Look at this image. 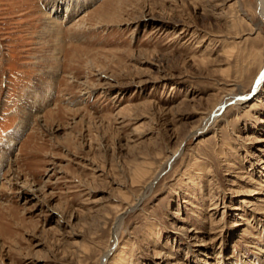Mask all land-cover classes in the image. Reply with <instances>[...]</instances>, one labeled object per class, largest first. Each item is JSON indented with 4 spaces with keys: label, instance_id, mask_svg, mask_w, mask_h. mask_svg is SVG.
<instances>
[{
    "label": "rangeland",
    "instance_id": "1",
    "mask_svg": "<svg viewBox=\"0 0 264 264\" xmlns=\"http://www.w3.org/2000/svg\"><path fill=\"white\" fill-rule=\"evenodd\" d=\"M261 9L0 0V264H264Z\"/></svg>",
    "mask_w": 264,
    "mask_h": 264
},
{
    "label": "bare ground",
    "instance_id": "2",
    "mask_svg": "<svg viewBox=\"0 0 264 264\" xmlns=\"http://www.w3.org/2000/svg\"><path fill=\"white\" fill-rule=\"evenodd\" d=\"M260 1V5L262 6V9H261V12L263 13V21H264V0H259ZM50 25H51V23H49ZM55 26V25H54ZM56 27V26H55ZM261 68H263L261 71H260V74H259V79H258V81L256 82V84H255V86H254V93H257L258 92V88H259V84H260V82L263 80V78H264V62H263V65H262V67ZM238 99H239V97H237ZM242 99H240V101H241ZM238 102V101H237ZM225 103H227V102H225ZM238 103H240V102H238ZM235 104H237V103H235ZM219 111V110H218ZM195 132H197V131H195ZM199 132V131H198ZM195 134V133H194ZM14 144H15V138H12V148H13V146H14ZM11 146V143H9V147ZM179 152V151H178ZM178 152L176 153V151L174 152V154H173V156L171 157V158H169L168 160H167V162H166V165H169L171 162H172V159L174 158V157H176L177 156V154H178ZM1 169V168H0ZM162 173L163 172V168H161V170L159 169V171H158V173ZM160 173V174H161ZM159 174V175H160ZM155 176V175H154ZM158 176H155L154 177V179L155 178H157ZM154 179H153V181H154ZM147 186H146V189H148V191L151 189V185H152V181L149 183V184H146ZM143 195H144V192H143ZM138 201V200H137ZM136 206H137V204H136ZM118 221H121V218H119L118 219ZM117 221V225L116 226H114L115 228H114V231H113V238L115 239L116 238V235H117V232H118V226H120L121 225V223L120 222H118ZM112 250V249H111ZM111 250L109 249L105 254H104V256H103V258H101V260H102V264H104V262L106 261V259L109 257V255H110V253H111ZM112 254V253H111Z\"/></svg>",
    "mask_w": 264,
    "mask_h": 264
}]
</instances>
